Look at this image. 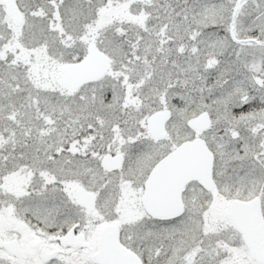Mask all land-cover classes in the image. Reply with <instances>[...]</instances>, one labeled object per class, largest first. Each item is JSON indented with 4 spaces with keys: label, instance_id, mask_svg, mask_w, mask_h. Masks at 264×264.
<instances>
[{
    "label": "snow or ice",
    "instance_id": "6c2138e0",
    "mask_svg": "<svg viewBox=\"0 0 264 264\" xmlns=\"http://www.w3.org/2000/svg\"><path fill=\"white\" fill-rule=\"evenodd\" d=\"M0 264H264V0H0Z\"/></svg>",
    "mask_w": 264,
    "mask_h": 264
}]
</instances>
